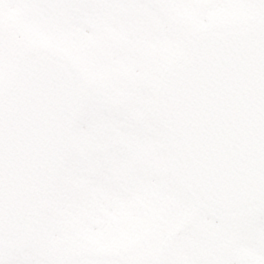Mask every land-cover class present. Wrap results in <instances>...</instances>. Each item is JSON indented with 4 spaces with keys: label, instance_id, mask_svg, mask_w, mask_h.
<instances>
[{
    "label": "snow or ice",
    "instance_id": "snow-or-ice-1",
    "mask_svg": "<svg viewBox=\"0 0 264 264\" xmlns=\"http://www.w3.org/2000/svg\"><path fill=\"white\" fill-rule=\"evenodd\" d=\"M0 264H264V0H0Z\"/></svg>",
    "mask_w": 264,
    "mask_h": 264
}]
</instances>
